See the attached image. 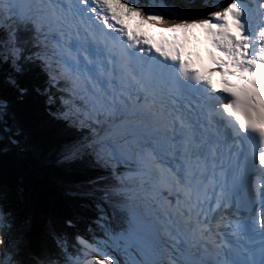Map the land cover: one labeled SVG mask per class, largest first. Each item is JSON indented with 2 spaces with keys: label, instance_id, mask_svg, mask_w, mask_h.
I'll return each instance as SVG.
<instances>
[{
  "label": "snow or ice",
  "instance_id": "6c2138e0",
  "mask_svg": "<svg viewBox=\"0 0 264 264\" xmlns=\"http://www.w3.org/2000/svg\"><path fill=\"white\" fill-rule=\"evenodd\" d=\"M0 264H264V0H0Z\"/></svg>",
  "mask_w": 264,
  "mask_h": 264
}]
</instances>
